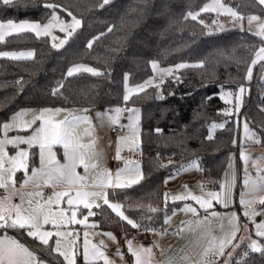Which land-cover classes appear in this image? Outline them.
<instances>
[{
    "label": "trees",
    "instance_id": "obj_1",
    "mask_svg": "<svg viewBox=\"0 0 264 264\" xmlns=\"http://www.w3.org/2000/svg\"><path fill=\"white\" fill-rule=\"evenodd\" d=\"M207 1L110 0L101 7L103 0H18L13 6L0 5V22L30 19L43 24L54 14L65 25L72 23V17L81 21L71 36L67 34L70 28L62 32L54 26L47 36L22 33L0 42V51L34 53L25 60L0 56V132L3 123L23 107H140L143 179L114 193L107 189L109 200L121 202L126 216L140 228H133L103 204L93 207L95 215L89 216L99 228L112 231L123 245L126 237L144 240L150 230L163 227L167 214L181 204L167 198L165 179L191 159H198L208 187L220 186L229 156L239 145L242 116L251 121L255 137L264 146V80L256 65L251 80L246 79L264 39L247 28L213 29L209 11L202 10ZM234 1L244 18L250 14L264 17L259 0ZM45 4L59 7L50 9ZM192 12H198L196 19L189 15ZM153 61L162 66L186 62V66L154 80ZM79 62L93 64L101 75L80 71L67 76L70 66ZM242 84L249 85L250 91L240 113H229L220 90ZM138 86L143 90L131 92L125 101L127 87ZM218 120H223V125L210 135V123ZM37 159V146H33L29 167ZM86 213L81 206L79 214ZM0 233L15 237L48 264H67L52 239L43 245L25 230L0 228ZM259 239L264 243V238ZM76 264H85L82 254L77 255ZM91 264L104 263L97 260ZM228 264H264V255L252 252L243 242Z\"/></svg>",
    "mask_w": 264,
    "mask_h": 264
},
{
    "label": "snow or ice",
    "instance_id": "obj_2",
    "mask_svg": "<svg viewBox=\"0 0 264 264\" xmlns=\"http://www.w3.org/2000/svg\"><path fill=\"white\" fill-rule=\"evenodd\" d=\"M18 0H0V5L8 7L16 4ZM110 0H103L102 5L109 4ZM259 3L264 5V0H259ZM44 7L55 9L59 7L54 4H45ZM211 5L206 7L204 10L207 11ZM229 12H232L231 9H228ZM68 15L72 17V14L69 12ZM193 19H196V16L192 13H189ZM232 15H236L232 12ZM258 17H251V20H256ZM59 25L60 31H68V36L72 35V32L75 31L81 25V21L72 17V23L65 25L62 21L59 20L58 16H53L52 20L47 24L41 25L40 23H33L28 21L14 22L8 20L7 22H0V42H4L6 37H11L13 35H19L22 33H34L36 37L47 36L50 34V29L54 26ZM111 30V29H109ZM255 35L260 36L264 39V28L261 31L255 33ZM55 39V38H54ZM63 43V42H62ZM54 47L56 45H53ZM88 48L92 47V42H89L87 45ZM0 56L7 57L13 60H25L32 58L34 53L29 52H0ZM264 61V48H261L257 53V59L252 62V66L249 67L247 71L246 79L251 80L252 78V69L255 65ZM153 68L157 67L156 63L153 62ZM186 65H178V68H183ZM202 66V65H201ZM88 72L92 75H101L94 68L85 67L83 65H76L67 72V76L71 77L77 72ZM165 72L171 73L170 69L162 70ZM127 79V77H126ZM148 84L151 81L146 82ZM59 87H63L61 84ZM143 86H138L136 89H131V92L142 91ZM239 95L237 100L241 101L243 94L246 92V89L241 86L239 88ZM231 95V93H229ZM162 98V97H161ZM129 99L128 95H125L124 100ZM61 109H43L39 116H36L31 121H22L19 120V117L24 115V113H19L12 118L11 123H4L3 130L5 137L10 129L20 128L21 130L27 129L32 124H35L37 120L43 121V127L36 128L35 134L30 137L16 136L14 138L0 139V188L7 189L9 187H15V181L13 176L15 172L23 170L25 173L29 171L28 166V151L21 149L15 156H8L5 151L6 144H12L13 146L18 147L21 144H27L29 146L38 145L40 149L39 158L41 165H45L47 159V166L41 169H36L32 172V176L29 179H35L39 176L41 179H46V181H55L58 183H68L74 184L77 181H86V176H80L77 173V167L82 166L84 171L87 173L89 169H97L98 164L91 163L95 158L96 154L90 151L91 145H85L80 143V134L77 132V124L75 121L64 120L60 122H53L50 119H45V113L60 112ZM116 113H119L120 109L115 110ZM132 116L138 117L139 110L131 109L129 110ZM215 127V126H214ZM244 130L246 134L251 133V130L248 127V124L244 123ZM138 131V129H137ZM157 132L160 130L157 129ZM254 135V134H252ZM123 139V138H122ZM208 139H212L211 136ZM56 144H62L64 148V156L67 160V163L61 164L60 161L56 158V154L53 152V147ZM242 158L247 161V156H242ZM5 164H9V167H5ZM264 171V169H258V172ZM245 175L247 177V171L245 169ZM128 178L125 179L124 177ZM29 179L24 180V184L27 185ZM143 179V175L140 170V166L132 165L129 162V166L121 169L116 173L115 180H113L112 174L108 171H104L98 175L96 180L92 183L91 187L93 189H109L112 190V193L118 189H126L132 187L134 184H138L140 180ZM244 185L249 188L250 193H255L258 191H264V175H259L256 180L251 178H246L244 180ZM17 193L9 192L8 196L0 199V228H14L25 230L26 234L33 239H38L43 245H49V240L56 236L58 237L55 240V250L59 252L61 239L60 237L72 236L71 232L64 233L60 231L52 232L44 230L46 225H51L53 228H63L67 224H81L85 223L88 219V216L95 215V212L92 211L93 207L100 208L103 205H107L118 217L126 221L133 228H140V225L137 224L134 220L130 219L124 214L121 210L123 205L118 202H110L109 195L111 194L108 191H76L75 197L69 195L68 192H57L55 193V201L51 197L47 198L44 203L37 202L33 205L31 199H25L26 197L38 196L42 197L43 194L40 192L35 193H18L20 196V203H12V196ZM211 198L216 199L218 202L222 203L225 207L228 206L229 200L231 198L230 192L223 193V198L221 193H209ZM241 195L240 204L245 207L244 216H255L261 214L264 211V196H259L253 200H245ZM64 197H68L66 203L71 208L75 205L78 208L81 204L84 209L88 210V215L84 216L83 220H78L76 210H72L70 215L59 208V205ZM185 199L184 196H176L174 200ZM191 199L197 201L202 208L207 211L208 207H211V201L202 199L198 196H191ZM258 203L262 206L261 211H258L255 207H250L253 204ZM55 204L59 209L58 211H53L52 205ZM27 205V206H25ZM192 213H196L195 208L188 207L186 209ZM155 211V209H153ZM218 213L213 212L212 216H218ZM67 216V218H66ZM207 220V217H205ZM238 217L235 214H232L229 223L231 225L230 230L221 238L217 243L209 242L207 247L204 248L203 255L206 256L209 252H215L221 257L225 256V248L229 245L233 249L239 247L238 244H233L232 242L237 239V233L241 231L238 226ZM223 225H221V228ZM112 239H115L111 233H106ZM255 235L261 238H264V223L257 224ZM87 233H85V240L83 246V260L85 264H91L89 256V247L87 240ZM7 241V242H6ZM243 241H241L242 243ZM248 247L252 252L260 253L264 255V243L258 242L256 240H251ZM128 251L131 252L132 256L135 257L134 264H142L140 253L133 250L131 241H128ZM231 252H228V257H231ZM247 254V253H245ZM60 255L63 256L64 260L67 261V264H76V254L72 252H60ZM92 255L102 257L105 261V264H114L113 261H109L108 257L104 255L95 245H93ZM117 255L122 256L118 251ZM34 254L28 250L23 244L18 243L15 240L4 239L0 240V264H32Z\"/></svg>",
    "mask_w": 264,
    "mask_h": 264
},
{
    "label": "crops",
    "instance_id": "obj_3",
    "mask_svg": "<svg viewBox=\"0 0 264 264\" xmlns=\"http://www.w3.org/2000/svg\"><path fill=\"white\" fill-rule=\"evenodd\" d=\"M8 20H12L14 22L28 21V22L36 23V21L30 19H21V20L8 19ZM8 20H2L1 22H7ZM2 52H29V51L27 50V51H2ZM71 106L72 105L23 107L17 110L15 113H13L11 117L8 120H6L4 123H11L12 118L19 113H24V115L19 117V120L31 121L36 116H39V114L45 108L53 109V110L61 109V111L58 113L56 112L45 113L44 114L45 119H50L53 122H60L66 119L70 120L72 116V111L70 109ZM123 120L125 121V119ZM38 127H43L42 120L38 119L35 124H32L27 129H23V130H21L20 128L10 129L7 133V137H5L4 130L2 127L0 132V139H5V138L11 139L16 136H23L27 138L34 135L35 134L34 130ZM248 127L250 130H252L250 125ZM249 134H246L245 130L243 133L241 131V140L239 145L237 146L236 149L237 151L239 150L241 143H243V137L247 139L246 136ZM109 139H112V137H109ZM80 143L86 145L87 141H84L80 137ZM57 145H59L60 148L64 150L62 144H56L53 147V152L55 154H56L55 147ZM34 146H37V150H38L37 163L33 167H29V171L27 173H25L23 170H19L15 172L13 176V180L15 181V187L14 188L9 187L7 189H4L5 193L2 197H0V199L7 197L9 192L17 193L16 195L12 196L11 202L14 204H19L20 196L18 195V193L21 192L41 193V191L44 190V192L42 193L46 195L48 192H50L49 188L52 187L57 189L59 188L83 189L85 191L87 188H92L91 187L92 184H89L88 180L77 181L74 184H68L66 182L58 183L55 181H46V179H41L39 176H37L35 179H29L32 176V172L34 170L41 169L47 166V159L45 165H41L39 158V153H40L39 146L38 145H34ZM32 147L33 146H29L27 144H21L18 147L13 146L12 144H6L5 151L8 156H15L17 152H19L21 149L28 151L29 153L28 166H29L30 153ZM139 147L137 153L134 156H131L130 158L126 156L125 153L122 154L121 156L120 154L118 155L115 154L114 159L112 157V164L115 166L114 175H112L113 180H115L117 168L121 166H125V167L129 166V162H131L132 165L138 164L140 166V170L142 173ZM92 150H94L93 152L96 154L95 149ZM236 150L232 152L229 156L227 165L221 177L220 186L218 188L208 187L203 182L200 172L201 171L200 163L196 158L191 159L190 161L182 165L181 168L176 169L174 172L170 173L166 177L165 183H166L167 198L169 200H174V197L176 196H184L185 199L179 200L181 201V204L178 207L174 208L169 214H167L162 228L153 229L147 233V239H150V243L146 245V247H150V254L149 255L147 254V262H145V264H207L206 261L204 260V255H203L204 248L207 247V244L209 242H212L214 244L217 243L230 230L231 225L229 223V220L232 214H235L238 217L237 223L239 228L241 229V231L237 233V239L234 240L232 243L240 245L241 241H243L249 245L251 240H256L260 242L259 237L255 235L253 226L248 221L247 217L244 216L243 207L240 204L239 196H237L238 187H239L238 178H239V171L241 166L240 165L241 159H240V154L236 153ZM60 154L62 155V157L58 158L56 154V158L58 160L60 159L59 161L61 164L67 163L64 153L63 154L60 153ZM174 160L178 161L176 159ZM9 166H10L9 164H5L6 168ZM77 173L80 176H86L84 175V171L82 170V168H80V166L77 169ZM124 178L127 179L128 177L125 176ZM25 179H29L27 185L24 184ZM93 190L107 191V189H93V188L89 191H93ZM225 192L231 193V198L229 200L227 207H225L222 203L218 202L216 199H213L208 195L209 193H221L222 194L221 198H223V193ZM193 195L201 197L202 199L205 200H210L211 207H208L207 211H205V209L202 208L200 204L197 203V201L191 199V196ZM40 198L41 197L38 196H32V197H26L25 199L26 200L31 199L33 201V205H35L37 202H39ZM110 202H115V201H110ZM188 207L195 208L197 210L196 213L187 211L186 209ZM213 212L218 213L219 215L214 217L212 216ZM84 215H88V213ZM205 217H207V220H205ZM89 220L90 222H92L90 217ZM93 225L96 226L95 223H93ZM221 225H223L222 228ZM6 238L15 240L21 244V242L13 238L11 235L0 233V240H4ZM232 250L233 248L231 247V245L227 246L225 248V255H227V253ZM224 258L225 256L222 257V259ZM128 260L131 261L130 258H128ZM218 263L222 264L223 261ZM218 263H211V264H218ZM142 264H144V262H142Z\"/></svg>",
    "mask_w": 264,
    "mask_h": 264
},
{
    "label": "rangeland",
    "instance_id": "obj_4",
    "mask_svg": "<svg viewBox=\"0 0 264 264\" xmlns=\"http://www.w3.org/2000/svg\"><path fill=\"white\" fill-rule=\"evenodd\" d=\"M234 2H235L234 0H208L203 5L202 10H204L206 7L211 5L209 10L207 11H209L208 18L210 17V19L208 20L213 22V27H212L213 29L215 28L217 30H220L225 27L234 26V27L247 28L248 30L257 33L261 31L262 28H264V17L250 14L246 16V18H244L243 14L238 12L236 7H234L233 5ZM228 9H231L232 12H234L236 15H232V12H229ZM197 13L198 12H192V14L195 16H197ZM54 15L57 16L56 14ZM251 17H258V19L251 20L250 22ZM60 21L63 22V20ZM46 23L43 24L40 23V24L44 25ZM57 26L59 27V25ZM212 28L210 30H212ZM53 29L54 27L50 29V34L53 33ZM261 48H264V44L258 48L253 60L257 59V53ZM153 62H155L157 65L155 69L153 68L154 77L152 78L154 80L164 78L165 75L169 74V72H165L162 70L170 69L171 72H173L175 68H178L177 67L178 65L186 64V62H179L175 65L162 66L157 61H153ZM76 65H83L85 67L94 68L98 71L97 67H95L93 64L84 63V62L73 64L72 66H70L68 71ZM241 86H243L246 89V92L243 94L242 100L238 101L237 100V96L239 95L238 90ZM129 90L131 89L127 87L126 95H129L131 93V91ZM249 91H250L249 85L246 84L245 85L242 84L238 86L236 89H227L222 87L220 90V96L227 103V108L225 110H227V112L229 113L234 112L236 115H238L240 113L239 111L240 108L242 107L244 97L247 93H249ZM229 93H231V95H229ZM70 109L72 111V116L70 121L76 122L77 132L80 134V137L84 141H87L86 145H91L90 151L94 153L93 152L94 150L92 149H95L97 154V156H95V158L91 161V163L98 164L97 169H89V171L86 173L83 167L80 166V168H82V170L84 171V175L87 176V180L89 184H92L96 180L98 175L104 172L105 170L111 173L112 175H114L115 166L112 164V157L114 159L115 154L116 155L120 154L121 156L122 154L125 153L126 156L130 158L131 156H134L137 153L140 144L141 111L139 106L131 105L125 108L124 105L117 104L114 105L113 107H97L92 110L83 105H72ZM116 109H120L119 113H116L115 111ZM131 109L139 110L138 117L132 116L131 112L129 111ZM123 119H125V121ZM245 122L248 124V126L250 125L246 117L243 116L240 119V127L242 133L244 132L243 126ZM223 123H224L223 120L211 122L209 125V134L212 135L217 128L223 125ZM111 124H124L126 126L127 131L123 132L118 136H113V129L111 128ZM252 131L253 130H251V133L246 136L247 139L243 137V143H241L239 150L238 151L236 150V153L240 154V159H241V163H240L241 166H240L239 178H238L239 187H238L237 196H239V199H241V195L244 194L243 198L245 200H253L259 196H264V191L250 193L249 188L244 185V180L246 178H251L252 180H256L259 175H264V171L258 172V169H264V146L258 142L257 138L255 137L254 131L253 132ZM109 137H112V139H109ZM240 140H241V132H240L239 143ZM55 148H56L57 157L61 158L62 155L60 153L63 154L64 150L60 148L59 145H57ZM242 156H247L248 157L247 161H245L242 158ZM123 168H125V166H121L117 168V172ZM245 169L247 171V177L245 175ZM91 189L92 188H87L86 191H89ZM49 191L50 192H48L46 195L42 193L44 192V190L41 191L43 196L39 199V203L40 202L44 203L46 199L49 197H51L53 201H55V193L57 192H68L69 195L74 198L76 191H85V190L74 189V188L57 189L52 187L49 188ZM67 199L68 197H64L62 199L59 208L63 209L68 215H70L72 210H76L77 212L76 218L78 220H83L84 216L87 215H80L78 213L79 207H81L82 204L78 208H76L75 205H73V207L70 208L66 203ZM51 207L53 211L59 210L55 204H53ZM242 207L244 213L246 209L243 205ZM250 207H255L258 211H261L262 209V206L259 205L258 203L253 204ZM121 210L123 211V209ZM247 219L253 226L254 231H256L257 224L264 223V211H262L261 214L255 216H248ZM93 223L95 222L94 221L90 222L88 217L85 223L67 224L63 228H53L51 225H46L44 230L52 231V232L60 231L64 233L71 232L73 234L72 236L65 235L64 237L59 238L61 239L59 253L69 252L71 254L72 252H75L76 257L77 255L82 254L84 240H85V233H87L86 238L89 242L88 247H89V256L91 261L99 260L105 264V261L102 257L99 256L94 257L92 255L93 245H95L96 248H98L101 252H103L104 255L108 257L109 261H113L114 264H134L135 257H133L131 252L128 251V241H131L133 250L140 253L142 262H144V264L145 262H147V254L148 255L150 254V247H146V245H148L149 243H143V239H138V241H135L133 237L132 238L126 237L125 243L123 245L121 240L112 231L99 228L98 226L93 225ZM106 233H111L112 236L115 237V239H112L108 235H105ZM57 238L58 237L56 236H53L51 238L54 241V249H55V240ZM237 248L230 251L232 253L231 257L233 256ZM28 250L34 254L33 264H48L45 261L41 260L35 252L30 250L29 248ZM118 251L122 254V256L117 255ZM227 257L228 256L225 255V258L221 260L223 261L222 264H228V262H230L229 260H231V257L230 258ZM128 258H130L131 261L128 260Z\"/></svg>",
    "mask_w": 264,
    "mask_h": 264
},
{
    "label": "built area",
    "instance_id": "obj_5",
    "mask_svg": "<svg viewBox=\"0 0 264 264\" xmlns=\"http://www.w3.org/2000/svg\"><path fill=\"white\" fill-rule=\"evenodd\" d=\"M256 66L259 68V78L261 80H264V61H260L256 64ZM243 117V116H242ZM241 117V118H242ZM251 122V121H249ZM111 128L113 129V136H118L126 131V126L124 124H112ZM47 192V191H46ZM4 188H0V197L4 195ZM135 240H138L139 238L134 237ZM204 260L207 264L211 263H218L221 262L222 257L215 252H209L206 256H204Z\"/></svg>",
    "mask_w": 264,
    "mask_h": 264
},
{
    "label": "water",
    "instance_id": "obj_6",
    "mask_svg": "<svg viewBox=\"0 0 264 264\" xmlns=\"http://www.w3.org/2000/svg\"><path fill=\"white\" fill-rule=\"evenodd\" d=\"M210 19V18H209ZM143 243H150V239H144Z\"/></svg>",
    "mask_w": 264,
    "mask_h": 264
}]
</instances>
